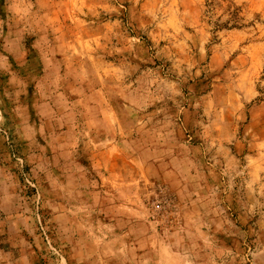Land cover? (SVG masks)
<instances>
[{"label": "rangeland", "instance_id": "374dc122", "mask_svg": "<svg viewBox=\"0 0 264 264\" xmlns=\"http://www.w3.org/2000/svg\"><path fill=\"white\" fill-rule=\"evenodd\" d=\"M91 87L102 88L126 125V99L138 95L141 113L186 112L212 144L221 138L231 153L220 162L202 150L213 181L203 190L230 230L206 228V245L232 244L222 264H264V0H0V264H88L57 232L55 213L77 205L85 183L55 166L53 134L64 114L85 110L79 98ZM197 130L184 139L204 142ZM176 204L168 227L134 198L156 242L150 264H175L166 246L181 224ZM206 247L204 264H213L217 253Z\"/></svg>", "mask_w": 264, "mask_h": 264}, {"label": "crops", "instance_id": "0c3cea01", "mask_svg": "<svg viewBox=\"0 0 264 264\" xmlns=\"http://www.w3.org/2000/svg\"><path fill=\"white\" fill-rule=\"evenodd\" d=\"M76 88L75 93L79 89ZM136 96L126 99L125 106L128 104L132 109L129 112L132 119L126 125L102 88H85L79 98L84 101L85 110L64 114V128L55 130L53 135L60 136L54 150L55 166L70 169V182L85 183L84 189L80 188L83 191L77 192L81 195L76 204L81 206H71L54 215L59 237L75 252L79 263L108 264L114 258L110 257L112 253L125 255L131 262L150 264L156 252L154 234L133 201L138 196L150 205L147 195L154 192L157 182L165 185L182 206L180 227L168 236L166 246L172 251L175 264L206 263V246L217 253L213 264H222L234 249L230 242L209 241L206 245L209 238L206 228L215 226L219 231L230 228L226 227L221 213H217L213 195L203 190L208 186L211 190L213 181L203 170L210 166L203 163L201 153L207 149L221 162V156L231 153L230 148L218 136L212 144L207 139L206 125L197 124L186 112L183 115L172 111L141 113L139 110L146 102ZM193 125L198 127L195 138L205 143L184 139V130ZM67 149L70 150L66 159ZM224 165L231 182L235 167L229 162ZM142 178L151 179L147 182ZM203 199L204 212L200 203Z\"/></svg>", "mask_w": 264, "mask_h": 264}, {"label": "built area", "instance_id": "2783aa9c", "mask_svg": "<svg viewBox=\"0 0 264 264\" xmlns=\"http://www.w3.org/2000/svg\"><path fill=\"white\" fill-rule=\"evenodd\" d=\"M154 196L150 201L151 218L163 220L165 225L173 227L177 222L176 200L165 185L154 184Z\"/></svg>", "mask_w": 264, "mask_h": 264}]
</instances>
